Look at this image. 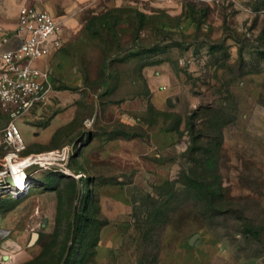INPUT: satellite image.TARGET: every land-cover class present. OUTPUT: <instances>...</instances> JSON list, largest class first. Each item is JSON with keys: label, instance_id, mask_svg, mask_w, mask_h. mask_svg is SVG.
Listing matches in <instances>:
<instances>
[{"label": "rangeland", "instance_id": "obj_1", "mask_svg": "<svg viewBox=\"0 0 264 264\" xmlns=\"http://www.w3.org/2000/svg\"><path fill=\"white\" fill-rule=\"evenodd\" d=\"M50 1L62 27H83L80 39L63 49L77 59L73 66L81 73L83 120L93 119L109 100L128 102L140 129L176 130L180 124L187 149L164 152L163 167L151 176L137 177L130 166L129 213H115L109 223L99 219L113 217V205L99 209L85 186L78 194L82 166L75 155L83 138L69 145L68 172L39 170L26 193L0 192L1 229L26 235L27 247L38 235L34 245L42 254L28 264L60 263L72 218L64 264H264V0H120L119 6L117 0ZM54 76L50 89L57 88ZM160 77L175 90L173 106L161 111L153 106L151 88ZM35 117L24 124L33 125ZM5 121L0 116V131ZM191 127L192 136L221 132L220 197L204 196L202 178L188 191L181 188L183 173L200 172L189 160L199 154L189 150L207 141L192 144ZM19 128L21 134L26 130ZM62 148L27 147L23 156ZM2 164L0 154V169ZM159 211L164 214L156 216ZM195 234L199 244L189 245Z\"/></svg>", "mask_w": 264, "mask_h": 264}, {"label": "crops", "instance_id": "obj_2", "mask_svg": "<svg viewBox=\"0 0 264 264\" xmlns=\"http://www.w3.org/2000/svg\"><path fill=\"white\" fill-rule=\"evenodd\" d=\"M24 5H34L51 15L55 12L54 3L50 0H0V51L18 47L20 41L15 31L19 10ZM115 5H121L120 0ZM59 26L63 39L62 48L40 63L55 75L57 88L50 89L47 105L36 112L33 125L19 121L21 127L25 126L26 129L21 134L22 141L25 150L28 147L31 151L43 152L69 147L83 138L75 155L82 166L78 169L82 179L79 185L82 190L85 186L88 193H95L99 209L106 202L113 205V217L99 219L106 223L113 222L117 214L129 213L131 207L128 193L131 184L125 180L129 176L130 166L136 169L137 177L141 178L159 172L160 165L163 167L160 160L164 152L187 149L183 141L187 138L182 136L185 129L180 124L177 130L159 128L150 132L145 124H141L140 129V123H136L133 116L135 108H131L128 102L114 103L109 100L107 104L101 105L100 110H96L92 126L85 130L82 125L84 113L79 104L83 94L82 89L77 87L81 84V73L73 66L77 59L63 52V49L72 47L80 39L79 33L83 27ZM164 81V77H160L151 87L153 106L159 111L175 94V90L167 89L162 84ZM136 112L139 116V106ZM40 122L41 125L38 124ZM131 128L136 129L133 135L126 132ZM116 129L121 132L116 133ZM57 238L60 239L58 234ZM25 240L26 235L2 230L0 227V264H28L36 261L42 254V248L34 245L35 242L31 247L23 246Z\"/></svg>", "mask_w": 264, "mask_h": 264}, {"label": "built area", "instance_id": "obj_3", "mask_svg": "<svg viewBox=\"0 0 264 264\" xmlns=\"http://www.w3.org/2000/svg\"><path fill=\"white\" fill-rule=\"evenodd\" d=\"M15 34L18 47L0 51V113L6 118L0 131V192L20 196L30 189L31 178L39 170L56 167L61 173L68 172L65 162L72 149L23 156L19 121L31 118L47 104L50 70L40 63L62 48L63 39L56 18L34 5L20 8ZM92 124L93 119L84 121L86 128ZM31 168L35 171L27 174ZM17 172L24 175L21 181L16 180Z\"/></svg>", "mask_w": 264, "mask_h": 264}, {"label": "trees", "instance_id": "obj_4", "mask_svg": "<svg viewBox=\"0 0 264 264\" xmlns=\"http://www.w3.org/2000/svg\"><path fill=\"white\" fill-rule=\"evenodd\" d=\"M0 116L2 117L3 115L0 113ZM189 127V123H187ZM190 129V128H189ZM173 130V129H171ZM177 130V129H176ZM193 133V128L191 127L190 129V139L191 143L194 144V142L197 139H206V143L204 147H197V148H191L190 154L192 155L193 153H198L199 157L198 158H190V162L195 165L196 168L200 169V172L197 174L193 170H190L187 176L183 173V181L184 183H180L181 188L184 189L185 191H188L190 186L192 187V184L194 182V179L202 178L201 186L204 188V196L213 199L215 197H220V190H219V176H218V155H219V147L221 146L222 143V137H221V132L220 134H214V131H208L206 135H202L201 133H197L196 135L192 136ZM210 141L214 142L215 147L218 148V150L213 151L211 148V143ZM211 182V183H210ZM217 183V184H216ZM175 184H177L175 182ZM89 196L87 195L85 197V202L89 200ZM175 197L174 194L171 196ZM212 204V202H210ZM164 214L163 211H159L156 213V216H162ZM166 223V222H165ZM165 223H162V228L164 227ZM156 226L153 225V228Z\"/></svg>", "mask_w": 264, "mask_h": 264}, {"label": "water", "instance_id": "obj_5", "mask_svg": "<svg viewBox=\"0 0 264 264\" xmlns=\"http://www.w3.org/2000/svg\"><path fill=\"white\" fill-rule=\"evenodd\" d=\"M167 104H168V106H170V107L173 106L171 100H169V101L167 102ZM33 171H35V168H31V169H29V170L27 171V174H30V173H32ZM77 190H78V194H79V193H80V186H79V185H77ZM18 193H20V192H18ZM73 216H74V213H73ZM73 229H74V218H72V223H71V233H70V237H69V244H68V246L66 247L65 252H64V254H63V257H62V259H61V261H60L59 264H64L66 258H67L68 255H69L70 244H71V242H72V240H73ZM198 237H199V235H198V234H195L193 237H191V238L189 239L188 244H189V245H196V246H197V245L199 244V241L197 240ZM37 238H38V235H37V234H33L32 237H31V240H30V243H29V244H30V245L33 244V243L37 240Z\"/></svg>", "mask_w": 264, "mask_h": 264}, {"label": "bare ground", "instance_id": "obj_6", "mask_svg": "<svg viewBox=\"0 0 264 264\" xmlns=\"http://www.w3.org/2000/svg\"><path fill=\"white\" fill-rule=\"evenodd\" d=\"M15 177H16V180L21 181L24 175L22 172H17Z\"/></svg>", "mask_w": 264, "mask_h": 264}]
</instances>
